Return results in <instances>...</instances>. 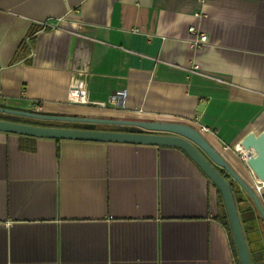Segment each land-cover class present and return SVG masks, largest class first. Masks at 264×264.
Wrapping results in <instances>:
<instances>
[{
  "label": "crops",
  "instance_id": "obj_1",
  "mask_svg": "<svg viewBox=\"0 0 264 264\" xmlns=\"http://www.w3.org/2000/svg\"><path fill=\"white\" fill-rule=\"evenodd\" d=\"M0 94L43 115L205 127L252 189L232 148L264 130V0H0ZM234 191L264 264V226ZM221 215L177 148L0 132V264H238Z\"/></svg>",
  "mask_w": 264,
  "mask_h": 264
},
{
  "label": "water",
  "instance_id": "obj_2",
  "mask_svg": "<svg viewBox=\"0 0 264 264\" xmlns=\"http://www.w3.org/2000/svg\"><path fill=\"white\" fill-rule=\"evenodd\" d=\"M0 132L53 140L88 141L172 147L181 150L220 193L239 264H252L241 227L234 193L235 182L254 203L264 224V209L255 193L223 157L193 127L181 123L43 115L0 107ZM244 167L264 182V130L247 134L240 143ZM222 169L230 177L226 180Z\"/></svg>",
  "mask_w": 264,
  "mask_h": 264
},
{
  "label": "built area",
  "instance_id": "obj_3",
  "mask_svg": "<svg viewBox=\"0 0 264 264\" xmlns=\"http://www.w3.org/2000/svg\"><path fill=\"white\" fill-rule=\"evenodd\" d=\"M40 27H42V29L47 27L46 23H38ZM190 33H192L194 35L195 30L190 29ZM207 41V37L203 34H199L198 36H196L195 40H194V45L198 46L201 44L206 43ZM122 97L123 94L122 93H114L113 95H111V97L109 98V102L116 107H120V104L122 103ZM0 98H1V94H0ZM198 132L202 135L205 133H209V129L205 128V127H200L199 129H197ZM227 147H223V150H227ZM233 152L238 156L239 160L241 161V163L244 165L246 164L247 161V156L246 153L243 151V149L241 148L240 144L235 145L232 148ZM253 192L255 193V196L258 197L263 209H264V182L260 181L259 179H255L254 183H253V187H252Z\"/></svg>",
  "mask_w": 264,
  "mask_h": 264
},
{
  "label": "trees",
  "instance_id": "obj_4",
  "mask_svg": "<svg viewBox=\"0 0 264 264\" xmlns=\"http://www.w3.org/2000/svg\"><path fill=\"white\" fill-rule=\"evenodd\" d=\"M219 172L221 173V175H223L225 177L226 180H229L230 179V177L226 174V172L224 170L219 169ZM232 183L233 182H230L229 184H230V187H231V189H232V191L234 193V196H235V191H234V188H233V184ZM218 196H219V202H220V205H221V208H222V215H221V218H220V222H221V224L224 226V228L227 231V234H228V237H229V240H230V245L232 247L233 253L237 257V253H236V250H235V247H234V243H233V240H232V236H231V232H230L228 220H227V217H226V214H225V210H224L223 203H222V199H221V196H220V193L219 192H218ZM235 202H236V207H237L238 201L236 200V198H235ZM258 217H259L260 221L263 224V221H262L261 217L259 216V214H258ZM263 226H264V224H263ZM238 264H239V261H238Z\"/></svg>",
  "mask_w": 264,
  "mask_h": 264
},
{
  "label": "rangeland",
  "instance_id": "obj_5",
  "mask_svg": "<svg viewBox=\"0 0 264 264\" xmlns=\"http://www.w3.org/2000/svg\"><path fill=\"white\" fill-rule=\"evenodd\" d=\"M231 182H233V181H231ZM232 184H233V188H235V189L238 190V187H239V186H238L235 182H233ZM234 185H235V186H234ZM239 188H240V187H239Z\"/></svg>",
  "mask_w": 264,
  "mask_h": 264
}]
</instances>
